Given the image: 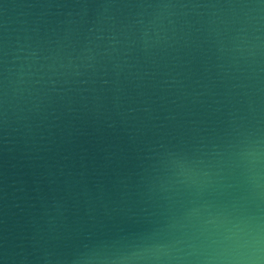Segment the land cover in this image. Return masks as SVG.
Returning <instances> with one entry per match:
<instances>
[{
	"label": "water",
	"instance_id": "obj_1",
	"mask_svg": "<svg viewBox=\"0 0 264 264\" xmlns=\"http://www.w3.org/2000/svg\"><path fill=\"white\" fill-rule=\"evenodd\" d=\"M0 264H264V0H0Z\"/></svg>",
	"mask_w": 264,
	"mask_h": 264
}]
</instances>
